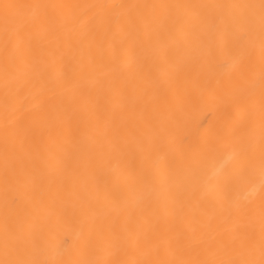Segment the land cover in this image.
I'll return each instance as SVG.
<instances>
[{"label":"bare ground","instance_id":"bare-ground-1","mask_svg":"<svg viewBox=\"0 0 264 264\" xmlns=\"http://www.w3.org/2000/svg\"><path fill=\"white\" fill-rule=\"evenodd\" d=\"M260 5L0 0V261L262 264Z\"/></svg>","mask_w":264,"mask_h":264},{"label":"snow or ice","instance_id":"snow-or-ice-1","mask_svg":"<svg viewBox=\"0 0 264 264\" xmlns=\"http://www.w3.org/2000/svg\"><path fill=\"white\" fill-rule=\"evenodd\" d=\"M9 5H5V9L9 8ZM261 28H262V32H264V0H261ZM0 264H29V262L26 261H7V262H3L0 261ZM262 264H264V261H262Z\"/></svg>","mask_w":264,"mask_h":264}]
</instances>
